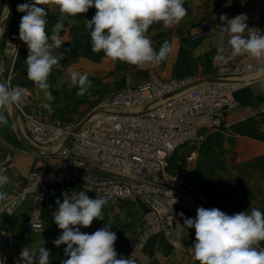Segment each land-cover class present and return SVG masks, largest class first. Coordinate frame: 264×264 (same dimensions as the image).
<instances>
[{"label": "built area", "instance_id": "built-area-1", "mask_svg": "<svg viewBox=\"0 0 264 264\" xmlns=\"http://www.w3.org/2000/svg\"><path fill=\"white\" fill-rule=\"evenodd\" d=\"M202 79L192 75L151 78L120 89L103 99L74 133L75 125L48 123L26 115L27 140L40 153L54 146L50 154L56 152L57 159L52 172L36 170L24 175L26 185L13 203L22 201L26 194L33 197V211L24 228L31 233L45 231L43 213L54 220L57 209L53 196L59 194L64 199L65 193H78L68 188L67 181L91 190L88 196L92 199L103 196L108 202L130 199L145 204L138 247L150 234L170 231L181 221V212L195 218L197 208H213L188 182L187 171L169 170L176 150L186 143L200 142L203 131L220 126L225 110L235 105L238 85ZM194 81L198 82L182 88ZM196 153L192 150L188 160ZM131 253L117 251V258H129Z\"/></svg>", "mask_w": 264, "mask_h": 264}, {"label": "crops", "instance_id": "crops-1", "mask_svg": "<svg viewBox=\"0 0 264 264\" xmlns=\"http://www.w3.org/2000/svg\"><path fill=\"white\" fill-rule=\"evenodd\" d=\"M32 2L33 0H0V56L2 57L0 59V66L11 69L10 73L12 75L10 77L16 84L23 85L36 93L39 88L27 76V66L25 63L28 55L27 45L19 39L16 52L12 53L10 50L14 44L10 37L12 35L19 36L20 20L26 14L18 12L17 5ZM38 6L44 7L47 10L48 15L46 19L48 23L46 25V33L49 37L52 34L53 25L58 21L63 22L64 27L60 31V38L64 41V44L57 50L63 53L64 58L60 61L62 67L67 62L68 64H72L80 60L81 55L78 56L76 54L78 48L86 49L87 46L91 45L90 30L86 27V20L91 21L97 10L92 7L86 13L71 17L62 15L58 5L54 2ZM184 7L187 9V15L179 23L173 22L168 27H164L162 22L155 23L150 26L147 32V36L152 41L154 49L158 51L165 41L169 43L171 48L167 59L159 66H156V75L152 76V78L172 79L192 75L195 79H202L215 76L218 66L232 65L241 57H234L228 64L214 61L213 57L217 54V49L221 45L222 36L224 41L223 46L225 47L226 54L228 53L229 46L227 40L229 37L227 32H220L216 29L207 34L201 33L200 24L206 20L219 19L222 14L226 15L229 19L239 14H245L248 18L247 24L249 28H257L259 34L264 35V0H184ZM256 11L260 13V19L258 22L252 23L251 18ZM156 26H159V29L163 28L161 29L163 32L160 38H156ZM245 35H247V31ZM6 41L7 44H5ZM89 67L81 69V71L88 73L92 70L91 74H93L95 72L94 68ZM53 68L56 67L54 66ZM1 76L2 78H7L5 75ZM63 77H65L64 74L60 76L58 72L52 69L48 77L50 88H55L60 82L63 83ZM149 79V77L142 79L137 84ZM243 82L242 86L234 92L236 103L232 108L225 110L221 125L204 130L201 141H206L210 134L216 135L218 132H222L227 133L229 139L232 140L230 141L234 142V147L250 148L251 155L246 159L248 160L246 163H252L253 167L252 172L246 176L247 188L244 194L249 197L260 195L261 198L254 200L250 205L247 203L240 205L235 198L230 197L227 199L226 196H223L222 191L219 193L215 191L214 194L213 192L210 193L204 180L199 179L200 182L196 181L194 185L206 199L213 203L214 207L229 215L240 211L250 213L253 208L260 211L264 209V114L255 116L252 114L259 103L264 102V83L252 78ZM96 93L98 92H88L86 93L88 96L84 95L83 98L86 100L92 99V97L98 95ZM247 115L250 118L246 119ZM12 128L14 130L11 117V125L9 123L7 127L0 126V131L10 133ZM9 136L10 139L0 136V145H3L5 148L11 146L12 138L11 135ZM8 153L10 152L8 151ZM56 159V155H52L50 152L40 153L26 147V151L12 155V162L7 168V172L11 170L12 174L14 172L15 176L20 178V186L18 187L20 189L25 184V173L40 168L44 171H48V169L53 170ZM242 159L243 157L239 160L241 161ZM46 164L47 166H45ZM236 174L237 176L239 175V177L236 176V179L244 181L243 173L237 170ZM67 186L69 189L78 192L83 190L87 191V194L92 193L91 190L82 184L72 181H67ZM53 198L55 203L57 199L61 203L63 202L60 195H55ZM122 200H125V202L118 203V201ZM29 205L30 207L27 210L26 208ZM146 210L147 206L145 204L130 199L109 201L102 209V215L107 224L114 220L119 224V222L124 220V217L131 215L133 222L130 227L132 229L126 228L127 230L131 229V237L127 241L121 240L119 244L130 243L133 245L139 236L133 245L132 251L126 252L135 253L136 264H198V262L193 261L192 254L187 250L195 243V229L183 225V219L179 223L174 224L170 231H160L150 234L145 237L142 246H137L142 238L143 217ZM18 212L20 215L15 216L16 218L1 219L0 217V224H4V233L6 234L0 237V257H6L5 264H15V259L19 257L20 252L26 246L30 250H38L41 246L46 247L51 252L50 264H61L67 258L64 256L63 251L66 245L56 247L53 243L54 239L62 231L54 220L47 213H43L45 231L42 233H31L24 228L26 222L24 219L27 218L28 214L29 216L31 214V200H25ZM184 217L193 218L191 215H184ZM81 231L90 234L89 232ZM258 247L264 248V242H260Z\"/></svg>", "mask_w": 264, "mask_h": 264}, {"label": "clouds", "instance_id": "clouds-1", "mask_svg": "<svg viewBox=\"0 0 264 264\" xmlns=\"http://www.w3.org/2000/svg\"><path fill=\"white\" fill-rule=\"evenodd\" d=\"M50 2L58 5L62 15L71 17L94 7L97 10L95 15L91 21L86 20L92 52L102 51L112 61L137 67L146 64L159 66L171 51L167 41L158 51L154 49L147 36L150 26L162 22L164 27H168L187 15L184 0H33L32 3L17 5L18 12L26 13L20 20L19 39L28 48L25 60L27 76L49 102L55 98L49 91L48 77L54 66L57 69L62 67L63 53L57 50L64 44L60 38L64 27L62 21L53 25L50 37L46 33L48 13L38 5ZM219 19L224 24L222 30L229 37V50L226 54L222 36L214 61L228 64L234 57L245 55L264 59V35L259 34L257 28H249L245 14L231 19L222 14ZM70 78L71 85L78 88L77 98L83 97L92 87L87 73L72 71ZM22 102L21 90L0 83V126H9L5 113ZM43 107L49 113L53 111L50 103ZM5 171L0 167V189L9 182ZM84 179L86 182V177ZM87 193L73 191L63 194L62 203L56 200L58 207L53 217L62 231L53 243L56 247L66 245L63 251L67 257L61 264H136L134 252L129 258H117L114 244L118 237L110 230L111 224H105L92 234L80 230L91 226L96 219L103 221L102 209L108 202L106 197L92 199ZM7 200V193L0 191V211L5 210ZM180 216L184 220L183 225L195 229V243L187 250L198 264H264V248L258 247L260 242H264V213L259 209L229 215L218 208L199 207L195 218H186L182 212ZM50 256L51 252L46 247L30 250L26 246L15 259V264H50ZM5 261L6 257H0V264H5Z\"/></svg>", "mask_w": 264, "mask_h": 264}, {"label": "rangeland", "instance_id": "rangeland-1", "mask_svg": "<svg viewBox=\"0 0 264 264\" xmlns=\"http://www.w3.org/2000/svg\"><path fill=\"white\" fill-rule=\"evenodd\" d=\"M259 15L260 13L257 11L253 13V16L251 18L252 23L259 21ZM221 27H224V24L220 21V19L206 20L200 24V31L201 33L206 34L214 29L220 32H224ZM159 28V26H156V38H160L163 32L161 30L163 28ZM10 39L14 42V44L12 43L13 46H11L10 50L12 53H15L19 44V36L12 35ZM5 44H7V41ZM91 48V45L87 46L86 49L78 48L76 54L78 56L81 55L80 60L72 64H68L67 62L64 67H61L62 69L53 68L55 72H58V75L61 76L64 74L65 77H63V83L60 82L55 88L49 89V91H51L52 95L55 98L51 102L46 100L43 92L40 89H37L38 91L34 93V91L29 90L27 87L16 84L10 77L12 75V73H10L11 69L0 66V74L7 77L6 79L3 78L5 84H8L14 88H18L22 92L23 102L19 106H13L5 114L9 118L10 125L11 117L14 112L18 114V121L21 127V131L25 137L26 115H35L43 121H49L48 123L59 122L65 125H76L88 114H93L99 103H101V101H103V99H105L106 97L115 94L120 89L133 87L137 85V82L141 81L142 79H147L148 77L151 79L152 76L156 75V66L154 67L152 64H146L143 67H137L120 61H112L106 58L102 51L100 53H94L92 52ZM1 58L2 57L0 56V59ZM245 60L253 61V66H250V64L247 65L248 62H244ZM260 60L261 62H259ZM244 64H246L247 66L244 67ZM89 66L92 69L94 68L93 70L95 72L93 74H91L92 70H90V72L88 73L81 71V69L88 68ZM72 71L79 72L80 74L87 73L89 80L92 82V87L89 89V92H98L96 93L98 95L92 97V99L89 100H86L83 97L77 98L76 92L78 91V88L75 85H71L70 73ZM210 77L223 79L224 81H228L231 84L238 85L236 90L242 86V83H244L243 81L251 80V78L264 83V59H257L252 56L247 57L246 55L241 56L232 65L218 66L216 68V75ZM101 89H103L102 92H100ZM45 103L51 104L53 108V111L51 113H49L47 109L43 107ZM263 108L264 102L259 103V105L253 110L252 114L254 116L264 114ZM247 118L250 117H248L247 115L246 119ZM9 135H11L12 138L11 146L5 148L3 147V145H0V167H3L6 170L4 172V175L9 177V182L2 189H0V191H4L8 195V200L5 202L6 208L4 211H0L1 219H11L19 216L20 214L18 210L21 207V204L27 199L31 200V213L33 211V197L29 194H26L22 201L20 200L17 201L16 204H13L17 200L19 194L23 191L27 181L24 178L25 184L22 185V187L19 189L18 187L20 186V178L15 176L14 172L12 174L11 170H8L7 172V168L12 162V155L15 153L26 151L27 146H25L20 141L13 128L10 130V133L0 131V136L3 138L10 139ZM230 140L231 139H229L227 133L218 132L216 135L210 134L206 141H200L198 143L192 144L186 143L185 145H182L178 150H176L171 156L169 170L173 172L177 170H185L188 173V182H190L193 187L196 184V181L200 182V180H204L206 182V187H208L207 190L210 191V193L213 192L214 194L215 191H217L218 193L222 191V193L224 194L223 196H226L227 199H229L230 197L235 198L238 203H240V205H244L246 203L250 205L254 200L261 198L260 195L257 197H249L248 195L244 194L245 189L247 188V180L245 179L246 176L250 174V172H252L253 167L252 163H246V161H248L246 159H248V157H250L251 155V149L245 147L236 148L234 147V142H231L232 140ZM44 149L46 153L55 151L54 146H47ZM192 150L199 151L198 153H196L195 157L192 160H188V156L190 155ZM8 151L10 153H8ZM36 152H41V150ZM53 154L56 155V152ZM253 155L255 154L253 153ZM241 157H243V159L240 161L239 159ZM45 166H47V164ZM37 170L43 169L40 168ZM237 170H239L240 173H243L244 181L241 179H236L237 177H239V175L237 176L236 174ZM255 171L257 170L255 169ZM46 172H52V169H48V171ZM52 200L54 201V198H52ZM208 201L213 208H216L210 200ZM119 202H125V200L118 201V203ZM29 207L30 205L26 209L28 210ZM261 212L264 213V209H261ZM28 216L26 219H24V221L29 220L31 214L29 217ZM131 218V215L128 217L126 216L124 217V220L122 222H119V224L116 223L115 220L112 222L110 221L109 223L112 225L110 230L115 232L118 237L114 244L116 252L132 251L133 245L139 238L138 236L133 245H131L130 243L119 244L121 240L127 241L129 240V237H131L130 234H132V228L130 227V225L133 222ZM105 224L107 223L103 216V221L96 219L93 221L91 226L87 228H81L80 230L92 234L96 230L104 227ZM3 225V223L0 224V237L6 235L4 233L5 227H3ZM126 228L131 229L127 230Z\"/></svg>", "mask_w": 264, "mask_h": 264}, {"label": "water", "instance_id": "water-1", "mask_svg": "<svg viewBox=\"0 0 264 264\" xmlns=\"http://www.w3.org/2000/svg\"><path fill=\"white\" fill-rule=\"evenodd\" d=\"M202 80H213V81H221L223 79H217V78H214V77H206ZM5 83L1 74H0V83ZM196 82L198 81H194L192 83H189L187 85H185L184 87L182 88H186L190 85H193L195 84ZM92 114H88L83 120H81L79 123H77L75 125V127L73 128L72 132H76L79 130V128L91 117ZM12 123H13V126H14V130H15V133L16 135L18 136V138L20 139V141L25 145L27 146L28 148L34 150V151H39L38 147H36L35 145H33L32 143H30L27 138L23 135L22 131H21V127H20V124H19V121H18V114L16 112L13 113L12 115ZM71 135L68 136L67 138V141L70 139Z\"/></svg>", "mask_w": 264, "mask_h": 264}, {"label": "bare ground", "instance_id": "bare-ground-1", "mask_svg": "<svg viewBox=\"0 0 264 264\" xmlns=\"http://www.w3.org/2000/svg\"><path fill=\"white\" fill-rule=\"evenodd\" d=\"M39 149V148H38ZM39 151H40V149H39Z\"/></svg>", "mask_w": 264, "mask_h": 264}]
</instances>
